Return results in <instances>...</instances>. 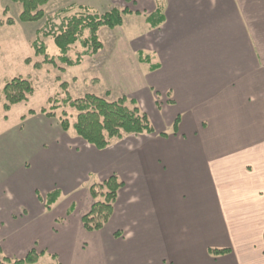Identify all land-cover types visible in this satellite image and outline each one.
I'll list each match as a JSON object with an SVG mask.
<instances>
[{
  "label": "crops",
  "instance_id": "crops-1",
  "mask_svg": "<svg viewBox=\"0 0 264 264\" xmlns=\"http://www.w3.org/2000/svg\"><path fill=\"white\" fill-rule=\"evenodd\" d=\"M108 1L139 12L121 25L144 27L127 40L142 67L128 95L158 124L99 150L29 114L41 127L0 146L8 242L27 238L49 264H264V0ZM157 6L163 22L149 28ZM111 175L123 183L111 215L86 231L89 187ZM55 189L46 209L38 195Z\"/></svg>",
  "mask_w": 264,
  "mask_h": 264
},
{
  "label": "rangeland",
  "instance_id": "rangeland-1",
  "mask_svg": "<svg viewBox=\"0 0 264 264\" xmlns=\"http://www.w3.org/2000/svg\"><path fill=\"white\" fill-rule=\"evenodd\" d=\"M70 3L91 8L97 13H103L111 8L108 0H52L43 6L46 17L51 18V26L59 24L61 15L57 14L58 10ZM20 10L19 4L13 3L11 0H0V146L3 136L6 134L15 135L18 131L27 133L34 130L35 127H41L38 121H35L36 117L28 114L29 110H34L35 114L50 118V121L60 130L59 120L64 117L62 113L65 112L70 123L69 129H71L77 113L68 106L51 111V104H48V100L55 97L62 99L69 96L75 99L86 93H92L109 100L126 97L127 105L133 106L130 104V100H134V98L128 94L138 93L141 88L140 68L142 67L137 60L138 52H135L133 46L132 48L129 46L127 40L139 35L144 28L143 25L141 27L134 23L136 19L130 21L126 19L123 26L113 29L100 27L97 34L102 48L93 55H82L78 65L66 66L57 62L63 71L51 64H43L40 69H35L33 65L42 62V57L34 54L32 47L34 40L37 39L39 43H42L50 56H57L59 51L51 37L43 35L45 28L47 31L49 30V27L45 25L46 17L36 22H21L18 21ZM8 18L14 20L13 25L5 24ZM88 35L89 31L85 30L83 37ZM82 51L83 46L78 41L71 47L68 56L74 59ZM27 58L30 60L29 64L24 61ZM18 76L29 79L34 92L27 101L11 105L8 111H4L2 87L7 80ZM136 100L139 98L136 97ZM144 105L151 125L153 126L154 122L158 124L156 114L148 104ZM42 108H45V114L40 113ZM49 112H52L54 117L47 116L46 114ZM167 130L171 129L167 128ZM7 221L0 220V259H3L4 256L22 257L27 251L32 250L29 249L30 243L27 238L22 242L23 237L16 238L18 244L9 243L10 236L6 234V229H3V226L8 224ZM13 241L15 242V239ZM41 249L42 247L39 246L34 250L40 252ZM50 259V256H43L36 263L49 264L48 260Z\"/></svg>",
  "mask_w": 264,
  "mask_h": 264
},
{
  "label": "trees",
  "instance_id": "trees-1",
  "mask_svg": "<svg viewBox=\"0 0 264 264\" xmlns=\"http://www.w3.org/2000/svg\"><path fill=\"white\" fill-rule=\"evenodd\" d=\"M11 1L21 7L18 21L36 22L46 17L43 6L52 0ZM133 13L139 14L138 11H132L127 7L122 9L112 7L103 13H97L91 8L75 3L66 5L58 10L57 14L61 15V21L58 25L51 26V18H45V25L49 27V30L47 31V28H45L43 35L51 37L59 51L58 55L50 56L46 52V47L39 43L37 39L34 40L32 43L34 54L41 56L42 62L35 63L33 68L40 69L43 64H51L58 70L63 71V68L59 67L57 62L66 66L78 65L81 62L82 55H93L102 48V43L97 34L100 27L109 29L119 27L123 23V16ZM145 22L149 28H157L163 22V13L160 6H157L154 12L146 15ZM5 24L13 25L14 20L8 18ZM85 30L89 31V35L83 37ZM78 41L83 46V51L72 59L68 56V52ZM139 60L149 64L150 69L157 67L156 64L152 63L150 56L141 55ZM24 61L27 64L30 63L28 58ZM33 92L32 83L27 78L18 76L7 80L1 90L4 99L3 110L8 111L11 105L27 101ZM126 102V97L109 100L106 97L92 93H86L75 99L66 96L62 99L55 97L48 100V104H51V111L62 106L74 109L77 114L72 128L81 139L99 150L105 149L112 139L121 138L124 134L154 133L148 115L136 106L134 100H130L132 107H129ZM40 113L45 114V108H42ZM28 114H35V111L29 110ZM46 115L54 117L52 112ZM62 115L64 117L59 120V125L63 131H67L70 123L65 112ZM176 124L177 118L173 126L176 127ZM122 185V181L116 175H111L102 182L90 185L88 191L93 203L89 211L81 216V223L86 231L99 230L105 225L111 215L117 191ZM58 197L59 191L57 189L43 197L38 195V199L44 202L46 209H50ZM215 252H223V250H215ZM43 253L32 249L22 257L4 256L3 259H0V264H35Z\"/></svg>",
  "mask_w": 264,
  "mask_h": 264
}]
</instances>
